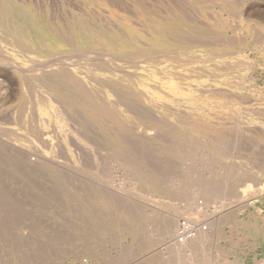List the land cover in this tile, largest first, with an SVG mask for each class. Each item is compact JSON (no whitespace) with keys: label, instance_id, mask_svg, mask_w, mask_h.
Listing matches in <instances>:
<instances>
[{"label":"rangeland","instance_id":"obj_1","mask_svg":"<svg viewBox=\"0 0 264 264\" xmlns=\"http://www.w3.org/2000/svg\"><path fill=\"white\" fill-rule=\"evenodd\" d=\"M129 45L153 55L137 65ZM0 132V264H256L264 0H0ZM217 181L240 196H212ZM169 216L175 232L182 217L209 223L206 239L180 248Z\"/></svg>","mask_w":264,"mask_h":264},{"label":"bare ground","instance_id":"obj_2","mask_svg":"<svg viewBox=\"0 0 264 264\" xmlns=\"http://www.w3.org/2000/svg\"><path fill=\"white\" fill-rule=\"evenodd\" d=\"M34 1V0H33ZM58 1V0H57ZM120 1H122V0H120ZM136 1V0H135ZM178 1V0H177ZM207 1V0H206ZM228 1V0H227ZM229 1H231V0H229ZM233 1V0H232ZM239 1V0H238ZM18 2V1H17ZM65 2V1H64ZM146 2V1H145ZM35 3V2H34ZM119 3V2H118ZM176 3V2H175ZM225 3V2H224ZM167 4V3H166ZM177 4V3H176ZM240 4V3H239ZM51 6V5H50ZM116 6V5H115ZM119 6V5H118ZM149 6V5H148ZM208 6V5H207ZM210 6V5H209ZM52 7V6H51ZM56 7V6H55ZM151 7V6H150ZM181 7V6H180ZM205 7V6H204ZM237 7V6H236ZM44 8V7H43ZM81 8V7H80ZM22 9V8H21ZM56 10V9H55ZM77 10V9H76ZM123 10V9H122ZM59 11V10H58ZM86 11V10H85ZM131 11V10H130ZM186 11V10H185ZM26 12V11H25ZM53 12V11H52ZM152 12V11H151ZM199 12V11H198ZM236 13V12H235ZM44 14H45V12H44ZM187 14L188 13H184L183 14V12H180V13H178V18L181 20V21H183V22H185L186 20H187ZM237 14V13H236ZM71 16H73V15H71ZM119 16V15H118ZM167 16V15H166ZM209 16V15H208ZM168 17V16H167ZM52 18V17H51ZM64 18V17H63ZM67 18V17H66ZM73 18V17H72ZM75 18V17H74ZM192 18V17H191ZM103 19V18H102ZM67 20H69V19H67ZM71 20V19H70ZM97 20V19H96ZM193 20V19H192ZM57 22V21H56ZM55 22V23H56ZM198 22V21H197ZM135 23V22H134ZM206 23V22H205ZM51 25H53L52 24V22H51ZM178 26L179 27H177V29H176V32H177V36H178V38L180 39V40H183L184 42H185V39H187L189 36H188V33H186V32H183L182 31V27L180 26V24H178ZM51 27V26H50ZM181 27V28H180ZM91 33H93L92 35H93V37L95 36V37H98V38H102V39H105V38H107L106 37V35H104L103 33H101L100 32V30L99 29H97L95 26H91ZM118 34V36H122L123 37V39L124 38H126V39H129L131 36L129 35V34H127V33H125V32H123L122 31V27H120L119 25H117V24H115V28H113ZM21 30V29H20ZM143 30V29H142ZM51 32L57 37V38H59V39H61L62 41H66V40H69V39H71L72 38V36H71V34L69 33V29L68 28H65L64 26H60L58 23H56L55 25H53V27L51 28ZM15 35H17V36H20V35H18V32H15L14 33ZM19 34H20V32H19ZM255 34H257V33H255ZM263 34V33H262ZM165 35L167 36V37H169V36H172L173 35V33L172 32H167V33H165ZM109 38V37H108ZM137 39V38H136ZM179 40V41H180ZM190 40V39H189ZM204 41H206V40H204ZM211 42V41H210ZM194 43V42H193ZM118 44V43H117ZM117 44L115 45V46H117ZM196 44V43H195ZM119 46H121V45H119ZM130 47H127V48H125V49H128V50H123L122 51V54L124 53L125 55H135L136 56V59H137V61H136V59H135V63H138L137 65H140L141 64V59H139L138 57L140 56H143V55H149V53H150V57H152V53L151 52H149L146 48H142L141 49V47H139L140 49L139 50H137V49H135V51H132L133 50V48H134V46H132V45H129ZM132 49V50H131ZM146 49V50H145ZM183 51V50H182ZM29 52V51H28ZM85 52V51H84ZM82 53V52H81ZM171 53V52H170ZM184 53V52H183ZM98 54V53H97ZM167 54H169L168 52H167ZM71 55H72V53H71ZM71 55H69V56H71ZM82 55H84V54H82ZM81 55V56H82ZM106 55H107V53H106ZM113 55V54H112ZM7 56V55H6ZM20 56V55H19ZM28 56V55H27ZM65 56V55H64ZM110 56V55H109ZM77 57V56H76ZM76 57H74V58H76ZM80 57V56H79ZM101 57H102V54H101ZM165 57H166V55H165ZM192 57V56H191ZM37 58V57H36ZM51 58H53V57H51ZM51 58H48V59H51ZM113 58V57H112ZM168 58V57H167ZM69 59V58H68ZM99 59V58H98ZM103 59V58H102ZM195 59V58H194ZM106 60V59H105ZM144 60H146V58L144 59ZM49 61V60H48ZM52 61V60H51ZM69 61V60H68ZM126 61H128V60H126ZM130 61V60H129ZM40 62V61H39ZM70 62V61H69ZM38 63V62H37ZM79 63V62H78ZM126 63V62H125ZM132 63V62H131ZM160 63V62H159ZM4 64V63H3ZM41 64V63H40ZM227 64V63H226ZM6 65H7V63H6ZM10 65V64H9ZM69 65V64H68ZM71 65V64H70ZM160 65V64H159ZM17 66V65H16ZM39 66V65H38ZM96 67V66H95ZM2 68V67H1ZM14 68H16V67H14ZM36 68V67H35ZM42 68V67H41ZM161 68V67H160ZM97 69V68H96ZM118 70H119V68H118ZM23 71H25V70H23ZM30 72L32 71V70H29ZM37 71V70H36ZM64 71V70H63ZM123 71H124V69H123ZM10 72V71H9ZM29 72V73H30ZM202 72V71H201ZM67 74V73H66ZM12 75H14V74H12ZM134 76V75H133ZM80 77V76H79ZM14 78V77H13ZM49 78V77H48ZM99 78V77H98ZM33 83V82H32ZM82 83V82H81ZM70 84V83H69ZM48 89V88H47ZM44 90V89H43ZM122 91V90H121ZM191 91V90H190ZM48 92V91H47ZM74 93V92H73ZM118 94V93H117ZM108 95V94H107ZM106 95V96H107ZM132 101H129V102H135V100L134 99H132V98H130ZM47 100V99H46ZM55 100V99H54ZM52 101V100H51ZM9 103V102H8ZM62 103V102H61ZM68 103V102H67ZM121 103V102H120ZM72 106V105H71ZM3 107V106H2ZM58 107V106H57ZM74 108V107H73ZM138 109V108H137ZM140 109V108H139ZM51 111V110H50ZM182 111V110H181ZM184 111V110H183ZM78 112V111H77ZM141 113V112H140ZM184 113V112H183ZM182 113V114H183ZM50 114V113H49ZM153 114V113H152ZM238 114V113H237ZM58 115V114H57ZM154 115V114H153ZM2 116H4V115H2ZM149 116V115H148ZM164 116V115H163ZM77 117V116H76ZM145 117V116H144ZM240 117V116H239ZM12 118H13V116H12ZM114 118V117H113ZM140 118V117H139ZM75 119H77V118H75ZM4 120V119H3ZM57 120V119H56ZM41 121V120H40ZM57 121H59V120H57ZM11 122V121H10ZM154 122V121H153ZM7 124V123H6ZM43 124V123H42ZM78 124H79V122H78ZM86 124V123H85ZM127 124V123H126ZM57 125H58V123H57ZM128 125V124H127ZM72 126V125H71ZM74 127V126H73ZM133 127V126H132ZM247 127V126H246ZM245 127V128H246ZM257 127H259V126H257ZM84 128V127H83ZM90 128V127H89ZM136 128V127H135ZM169 128H170V126H169ZM73 129H75V128H73ZM140 129V128H139ZM142 129V128H141ZM58 130V129H57ZM155 130V129H154ZM7 131V130H6ZM44 131V130H43ZM51 131V130H50ZM79 131V130H78ZM166 131V130H165ZM170 131V130H169ZM245 131V130H244ZM255 131V130H254ZM9 132V131H8ZM15 132V131H14ZM49 132V131H48ZM0 133H2V132H0ZM4 133V132H3ZM6 133V132H5ZM67 133V132H66ZM120 133V132H119ZM136 133V132H135ZM145 133V132H144ZM152 133V132H151ZM155 133V132H154ZM153 133V134H154ZM228 133V132H227ZM256 133V132H255ZM58 134V133H57ZM69 134V133H68ZM100 134V133H99ZM141 134H143V133H141ZM156 134V133H155ZM172 134V133H171ZM6 135V134H5ZM17 135V134H16ZM20 135V134H19ZM123 135V134H122ZM138 135H139V133H138ZM169 135V134H168ZM186 135V134H185ZM40 136V135H39ZM76 136V135H75ZM81 136V135H80ZM97 136V135H96ZM102 136V135H101ZM126 136V135H125ZM139 136H141V135H139ZM144 136V135H143ZM166 136V135H165ZM91 137V136H90ZM147 137V136H146ZM157 137V136H156ZM183 137H185V136H183ZM244 137V136H243ZM7 138V137H6ZM28 138V137H27ZM30 138V137H29ZM81 138V137H80ZM150 138V137H149ZM161 138V137H160ZM164 138V137H163ZM166 138V137H165ZM13 140H14V138H12ZM26 139V138H25ZM92 138H90V140H91ZM130 139H131V137H130ZM144 139V138H143ZM166 139H168V138H166ZM188 139V138H187ZM216 139V138H215ZM236 139V138H235ZM12 140V141H13ZM27 140V139H26ZM30 140V139H29ZM71 140V139H70ZM123 140V139H122ZM133 140V139H132ZM150 140V139H149ZM155 140V139H154ZM162 140V139H161ZM160 140V141H161ZM164 141H165V139H163ZM184 140H185V138H184ZM194 140V139H193ZM231 140V139H230ZM232 140H233V138H232ZM244 139H242V141H243ZM73 141V140H72ZM117 141V140H116ZM134 142H136L135 140H133ZM144 141V140H143ZM173 141V140H172ZM224 141H226V138H225V140ZM29 142V141H28ZM43 142V141H42ZM61 142V141H60ZM81 142V141H80ZM98 142H99V140H98ZM127 142V141H126ZM134 142H132L133 144H134ZM188 142V141H187ZM247 142H248V140H247ZM11 143V142H10ZM71 143V142H70ZM105 143V142H104ZM183 143H185V142H183ZM182 143V144H183ZM223 143H225V142H223ZM34 144V143H33ZM41 144V143H40ZM74 144V143H73ZM100 144H101V141H100ZM126 144V143H125ZM131 144V143H130ZM141 144H142V142H141ZM147 144V143H146ZM207 144V143H206ZM9 145V144H8ZM57 145V144H56ZM79 145H81V144H79ZM98 145H99V143H98ZM114 145V144H113ZM148 145V144H147ZM159 145V144H158ZM185 145V144H184ZM221 145V144H220ZM228 145V144H227ZM227 145L225 146V147H227ZM233 145V144H232ZM16 146V145H15ZM33 146V145H32ZM51 146V145H50ZM82 146V145H81ZM101 146V145H100ZM151 146V145H150ZM249 146V145H248ZM247 146V147H248ZM259 146H261V145H259ZM7 147V146H6ZM5 147V148H6ZM10 147V146H9ZM9 147H8V149H9ZM14 147V146H13ZM22 147V146H21ZM37 147V146H36ZM36 147H34L33 146V148H36ZM61 147V146H60ZM95 147V146H94ZM99 147V146H98ZM123 147V146H122ZM133 147V146H132ZM149 147V146H148ZM158 147V146H157ZM184 147V146H183ZM210 147V146H209ZM208 147V148H209ZM215 147H216V145H215ZM224 146H223V148H225ZM228 147H229V145H228ZM252 147V146H251ZM14 148H17V147H14ZM80 148H82V147H80ZM107 148H108V146H107ZM125 148V147H124ZM143 148V147H142ZM141 148V149H142ZM152 148H154L153 146H152ZM152 148H151V150H152ZM160 148H161V146H160ZM165 148V147H164ZM214 148V147H213ZM245 148V147H244ZM4 149V148H3ZM18 149V148H17ZM21 149V148H20ZM59 149V148H58ZM103 149V148H102ZM188 149V148H187ZM226 149V148H225ZM230 149V148H229ZM19 150V149H18ZM18 150H15V151H18ZM22 150V149H21ZM61 150V149H60ZM76 150V149H75ZM79 150V149H78ZM96 150V149H95ZM136 150H137V148H136ZM135 150V151H136ZM148 150V149H147ZM147 150L145 149V150H140L141 152H140V155H142V152L144 153V154H146V152H147ZM176 150V149H175ZM186 150V149H185ZM236 150H237V148H236ZM260 150V149H259ZM262 150V149H261ZM2 151V150H1ZM99 151H101V150H99ZM116 151V150H115ZM129 151V150H128ZM145 151V152H144ZM154 151V150H153ZM172 151V150H171ZM184 151V150H183ZM258 151V150H257ZM10 152V151H9ZM34 152V151H33ZM52 152V151H51ZM58 152H60V151H58ZM78 152V151H77ZM83 152H84V150H83ZM118 152V151H117ZM123 152V151H122ZM137 152V151H136ZM151 153H153L152 151H150ZM82 153V152H81ZM96 153H97V151H96ZM132 153V152H131ZM3 154V153H2ZM7 154V153H6ZM63 154V153H62ZM90 154H92V152L90 153ZM94 154V153H93ZM27 155V154H26ZM42 155V154H41ZM44 155V154H43ZM59 155V154H58ZM86 155V154H85ZM89 155V154H88ZM103 155V154H102ZM101 155V156H102ZM114 155V154H113ZM123 155H124V153H123ZM122 155V156H123ZM130 155V154H129ZM139 155V156H140ZM4 156V155H3ZM15 156V155H14ZM22 156V155H21ZM28 156V155H27ZM35 156V155H34ZM34 156H33V158H34ZM55 156V155H54ZM96 156V155H95ZM110 156V155H109ZM184 156V155H183ZM24 157V156H23ZM31 157V156H30ZM42 157H45V156H42ZM53 157V156H52ZM52 157H51V159H52ZM66 157V156H65ZM99 157V156H98ZM118 157H119V155H118ZM128 157H130V156H128ZM136 157V156H135ZM144 157V156H143ZM156 157V156H155ZM17 158V157H16ZM19 158V157H18ZM41 158V157H40ZM89 158H91V157H89ZM95 158V157H94ZM122 158V157H121ZM126 158V157H125ZM124 158V159H125ZM145 158H147V155L145 156ZM170 158V157H169ZM181 158H182V156H181ZM15 159V158H14ZM50 159V160H51ZM57 159V158H56ZM96 159V158H95ZM109 159V158H108ZM127 159V158H126ZM159 159V158H158ZM172 159V158H171ZM187 159V158H186ZM21 160V159H20ZM19 160V161H20ZM32 160V159H31ZM49 160V159H48ZM53 160V159H52ZM66 160V159H65ZM87 160H88V158H87ZM90 160H92V159H90ZM94 160V159H93ZM132 160V159H131ZM130 160V161H131ZM143 160V159H142ZM141 160V161H142ZM146 160V159H145ZM148 160V159H147ZM245 160V159H244ZM243 160V161H244ZM247 160V159H246ZM24 161V160H23ZM33 161H35V160H33ZM33 161H31V162H33ZM89 161V160H88ZM97 161V160H96ZM133 161V160H132ZM131 161V162H132ZM150 161V160H149ZM4 162V161H3ZM25 162V161H24ZM64 162V161H63ZM85 162V161H84ZM87 162V161H86ZM100 162V161H99ZM134 162V161H133ZM142 162H144V161H142ZM146 162V161H145ZM160 162H164V160L162 161H160ZM159 162V163H160ZM168 162H169V160H168ZM171 162V161H170ZM241 162V161H240ZM67 163V162H66ZM101 163H103V162H101ZM148 163V162H147ZM175 163H177V162H175ZM25 164V163H24ZM28 164V163H27ZM26 164V165H27ZM36 164V163H35ZM89 164V163H88ZM91 164V163H90ZM98 164V163H97ZM109 164V163H108ZM237 164H238V161H237ZM18 165V164H17ZM22 165V164H21ZM19 166V168H21L22 166L24 167V165H22V166ZM65 165H67V164H65ZM81 165V164H80ZM83 165V164H82ZM106 165V164H105ZM128 165H129V163H128ZM139 165H141V164H139ZM156 165V164H155ZM169 166H170V164H168ZM167 165V166H168ZM30 166V165H29ZM86 166V165H85ZM133 166V165H132ZM135 166H136V164H135ZM144 166V165H143ZM146 166V165H145ZM161 166V165H160ZM36 167V166H35ZM38 167V166H37ZM36 167V168H37ZM67 167H69V166H67ZM82 167V166H81ZM84 167V166H83ZM235 167V166H234ZM19 168H18V170H19ZM31 168V167H30ZM88 168V167H87ZM104 168V167H103ZM105 168H107V167H105ZM144 168V167H143ZM172 168V167H171ZM24 169V168H23ZM41 169V168H40ZM70 169V168H69ZM81 169V168H80ZM135 169V168H134ZM133 169V170H134ZM159 169H161V168H159ZM92 170V169H91ZM102 170V169H101ZM100 170V171H101ZM135 170H137V169H135ZM173 170V169H172ZM93 171V170H92ZM36 172H38V171H36ZM91 172V171H90ZM90 172L88 173V174H90ZM107 172V171H106ZM132 172V171H131ZM39 173H41V172H39ZM155 173V172H154ZM160 173H161V171H160ZM24 174V173H23ZM29 174V173H28ZM87 174V173H86ZM87 174V175H88ZM93 174V173H92ZM145 174V173H144ZM171 174V173H170ZM44 175V174H43ZM82 175V174H81ZM133 175V174H132ZM89 177H90V175H88ZM97 176V175H96ZM134 176V175H133ZM157 176V175H156ZM28 177V176H27ZM148 177H149V175H148ZM196 177V176H195ZM107 179V178H106ZM114 179V178H113ZM218 179H219V177H218ZM149 180H150V178H149ZM207 180V179H206ZM212 180V179H211ZM215 180V179H214ZM208 181H210V180H208ZM139 182H140V180H139ZM142 182V181H141ZM216 182V181H215ZM218 182V181H217ZM158 183H159V181H158ZM201 183H203V182H201ZM209 183V182H208ZM204 184V183H203ZM218 184L219 185H217V187H216V185H214L213 183H210L209 184V186H213L210 190H212V196H217V197H222V196H224V197H229V198H237L238 196H240L239 194H238V192L236 191V189L235 188H230V186L228 185V184H225V183H219L218 182ZM160 186V185H159ZM206 186L207 185H205V187L204 188H206ZM144 187H146V186H144ZM208 188V187H207ZM185 190V189H184ZM148 191V190H147ZM209 191V190H208ZM174 193H176V192H174ZM223 197V198H224ZM184 202V201H183ZM133 203V202H132ZM202 210V209H201ZM200 210H199V208H197L195 211H192V214H194V216H195V214H198L197 212H199ZM175 216V215H174ZM177 217V216H176ZM176 217H170L169 216V219H165V221L162 223L163 225H162V230H163V234H165V236H169V235H171V236H174V234H175V228H173V226H176L175 225V223H176ZM142 222H143V220H142ZM158 223V222H157ZM153 224V223H152ZM157 225V224H156ZM158 230V229H157ZM206 236H205V234L204 233H201L197 238H195L194 240H192V241H190V242H188L187 244H178V243H175L176 245H178L180 248L182 247V248H187V249H191L193 246L195 247L198 243H201V242H203L206 238H205ZM139 238V237H138ZM197 243V244H196ZM200 245V244H199ZM198 245V246H199ZM256 264H264V260H261V261H258V262H256Z\"/></svg>","mask_w":264,"mask_h":264},{"label":"built area","instance_id":"obj_3","mask_svg":"<svg viewBox=\"0 0 264 264\" xmlns=\"http://www.w3.org/2000/svg\"><path fill=\"white\" fill-rule=\"evenodd\" d=\"M209 230V223L198 222L190 217H182L179 220L174 241L178 244H187L197 238L201 233Z\"/></svg>","mask_w":264,"mask_h":264}]
</instances>
